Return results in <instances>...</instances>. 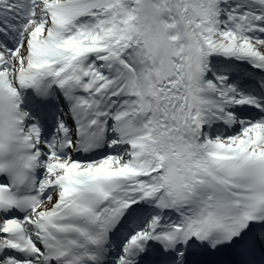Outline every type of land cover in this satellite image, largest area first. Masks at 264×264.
Segmentation results:
<instances>
[{
  "label": "snow or ice",
  "instance_id": "1",
  "mask_svg": "<svg viewBox=\"0 0 264 264\" xmlns=\"http://www.w3.org/2000/svg\"><path fill=\"white\" fill-rule=\"evenodd\" d=\"M4 90L39 199L0 177V264H264V0H0Z\"/></svg>",
  "mask_w": 264,
  "mask_h": 264
},
{
  "label": "clouds",
  "instance_id": "2",
  "mask_svg": "<svg viewBox=\"0 0 264 264\" xmlns=\"http://www.w3.org/2000/svg\"><path fill=\"white\" fill-rule=\"evenodd\" d=\"M143 23L152 25L151 9L145 5ZM30 89L42 100L50 98V81L37 77ZM47 90V94H43ZM17 98L0 91V177L7 180L5 196L12 199L19 211H28L38 202L36 195L37 168L30 143L21 132Z\"/></svg>",
  "mask_w": 264,
  "mask_h": 264
},
{
  "label": "bare ground",
  "instance_id": "3",
  "mask_svg": "<svg viewBox=\"0 0 264 264\" xmlns=\"http://www.w3.org/2000/svg\"><path fill=\"white\" fill-rule=\"evenodd\" d=\"M211 58V57H210ZM219 58L218 57H214L213 61H218Z\"/></svg>",
  "mask_w": 264,
  "mask_h": 264
}]
</instances>
